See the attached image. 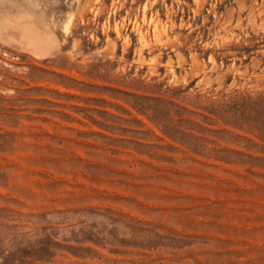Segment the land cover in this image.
I'll use <instances>...</instances> for the list:
<instances>
[{
  "label": "rangeland",
  "instance_id": "1",
  "mask_svg": "<svg viewBox=\"0 0 264 264\" xmlns=\"http://www.w3.org/2000/svg\"><path fill=\"white\" fill-rule=\"evenodd\" d=\"M0 264H264V0H0Z\"/></svg>",
  "mask_w": 264,
  "mask_h": 264
}]
</instances>
